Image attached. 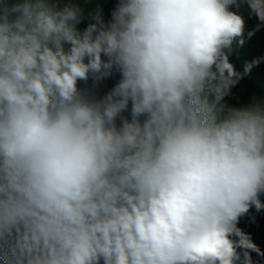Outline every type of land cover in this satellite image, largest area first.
Returning a JSON list of instances; mask_svg holds the SVG:
<instances>
[{"label":"clouds","instance_id":"1","mask_svg":"<svg viewBox=\"0 0 264 264\" xmlns=\"http://www.w3.org/2000/svg\"><path fill=\"white\" fill-rule=\"evenodd\" d=\"M245 6L251 36L264 0H118L84 29L72 0H0V264H240L264 208V99L225 103Z\"/></svg>","mask_w":264,"mask_h":264},{"label":"rangeland","instance_id":"2","mask_svg":"<svg viewBox=\"0 0 264 264\" xmlns=\"http://www.w3.org/2000/svg\"><path fill=\"white\" fill-rule=\"evenodd\" d=\"M61 2H66V0H61ZM72 2L77 3L83 10L84 19L78 27L84 29L89 23L94 22L93 17L97 13L107 24L111 20V13L118 0H72ZM241 11L245 17L246 25L251 21L257 25L258 21L249 16L246 6ZM252 30L251 27L245 28L243 43H240L239 39L235 40L228 53L230 63L241 76L239 82L231 89V94L225 97V103L229 106L246 104L253 95L264 99V61L260 58V53H264V51L261 52L264 50V36L256 32L249 36V32ZM255 59H260V63L253 66L250 71H245L246 66ZM119 78L118 73L114 72L94 87L99 90L112 89ZM89 84L91 88L93 86L91 78L87 82H80L78 86L86 87ZM123 115L130 118L127 112ZM261 203L264 204V196L261 197ZM236 227L243 239L254 245V247H237L240 264H244L246 257L250 258L251 264H260L264 259V208L257 210L255 206L250 207L245 214L239 217ZM233 239L239 242L241 236H234Z\"/></svg>","mask_w":264,"mask_h":264},{"label":"trees","instance_id":"3","mask_svg":"<svg viewBox=\"0 0 264 264\" xmlns=\"http://www.w3.org/2000/svg\"><path fill=\"white\" fill-rule=\"evenodd\" d=\"M16 2V0H9V5H11V4H13V3H15ZM249 21V20H248ZM247 27H251V28H253V29H255L256 28V24H253L252 23V21L248 24V25H246V28ZM256 33H258V34H261V35H263L264 36V28H260L258 31H255ZM264 50H261V52H263ZM261 54V60H263L264 61V53L262 54V53H260ZM82 90H87L88 92H89V99H95V100H100V99H102L111 89H108V90H105V89H97V88H95L94 87V85L93 86H91V88H90V84L89 85H87L86 87H84V85H82V87H80Z\"/></svg>","mask_w":264,"mask_h":264},{"label":"water","instance_id":"4","mask_svg":"<svg viewBox=\"0 0 264 264\" xmlns=\"http://www.w3.org/2000/svg\"><path fill=\"white\" fill-rule=\"evenodd\" d=\"M260 264H264V259H263V261Z\"/></svg>","mask_w":264,"mask_h":264}]
</instances>
